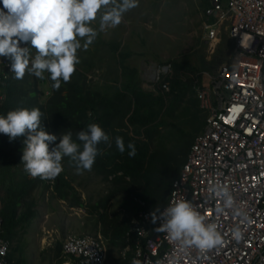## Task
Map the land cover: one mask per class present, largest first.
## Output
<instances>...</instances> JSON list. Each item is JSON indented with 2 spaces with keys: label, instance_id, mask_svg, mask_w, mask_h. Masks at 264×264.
<instances>
[{
  "label": "trees",
  "instance_id": "obj_1",
  "mask_svg": "<svg viewBox=\"0 0 264 264\" xmlns=\"http://www.w3.org/2000/svg\"><path fill=\"white\" fill-rule=\"evenodd\" d=\"M210 6V0L201 1L203 10L206 11ZM95 44L104 47L106 42ZM110 47L115 53L120 45L110 44ZM229 51V46L226 45L219 49V53L211 61L200 57L199 67L187 65L181 56L159 61L160 65L169 66L171 72L162 75L152 91L143 87L138 67L128 64L127 60L132 52L112 57L116 59L115 66L121 69L122 75L113 79V84L108 83L106 86L88 87V72L83 70L87 62H84V55L79 54L80 50L77 53L80 62L76 65V70L68 82L61 81L59 88L53 87L48 73H45L43 79L36 78L34 81L25 76L10 81L8 97L0 105V114L21 107H38L42 112V123L48 131L58 136L67 131H72L75 135L91 123L99 124L109 134L111 146L104 143L98 146L100 154L91 168L96 170L97 177L103 183L110 182L109 187L104 189L105 196L93 204L94 193L88 192L87 199L84 200L82 193L73 187L72 181L75 179L68 170L64 175L57 176L53 191H56L57 199L67 201L71 207L88 210L92 220L95 219L91 225L94 234L98 236L100 233L110 246L119 250L121 256L114 260L115 264L131 263L133 251H127L126 255L124 251L129 243L135 247L138 242L136 232L131 235L128 233L139 213L154 211L158 207L162 210L169 204L173 184L180 177L196 138L204 132L207 125L208 115L201 107L196 86H210L208 74L215 75L222 65L232 60L233 54ZM93 75L96 76L97 73ZM26 81L29 84L25 87ZM104 81L111 82L112 79L105 78ZM45 86L50 89L48 94ZM42 96L46 98L44 101ZM180 116L189 124L195 123L196 131L190 136H183L187 150L175 151L173 130L178 128L175 121ZM117 136L124 139V153L115 145ZM129 142L135 144L134 157L128 155ZM22 150V138L10 141L8 136L0 134V183L7 181L6 189L9 192L7 196L0 195V237L10 244V264L24 262L23 242L16 245L15 236L18 229L21 232L26 225L31 226L34 214L38 216L34 196L26 198V195L29 188L35 189L42 185L40 177L31 179L22 170ZM64 160L72 164L70 168L77 169L69 157ZM5 167L9 170L7 174L3 172ZM50 187L46 185L44 188ZM114 202L119 203L115 209ZM141 202H145V205ZM56 255V258L63 255L61 240L56 242ZM69 259L73 262V259ZM59 261L63 264L67 259L60 258Z\"/></svg>",
  "mask_w": 264,
  "mask_h": 264
},
{
  "label": "built area",
  "instance_id": "obj_2",
  "mask_svg": "<svg viewBox=\"0 0 264 264\" xmlns=\"http://www.w3.org/2000/svg\"><path fill=\"white\" fill-rule=\"evenodd\" d=\"M210 4L204 30L212 39L230 21L234 53L213 76L211 86H196L201 107L209 113L207 125L173 184L169 203L190 200L217 223L225 242L206 253L184 251L165 233L155 231L159 221L152 222L153 210L141 211L128 233L136 232L138 242L135 247L129 243L124 251V255L133 251L131 262L135 258L141 264L157 260L160 264H264V0H210ZM9 68L6 58L0 61V82L9 76ZM214 184L227 188L246 219L234 215L231 208L218 214L223 200L209 192ZM237 224L242 231L238 241L231 235ZM9 252V242L0 237V264H10ZM63 256L74 264H108L104 241L89 235H68Z\"/></svg>",
  "mask_w": 264,
  "mask_h": 264
},
{
  "label": "clouds",
  "instance_id": "obj_3",
  "mask_svg": "<svg viewBox=\"0 0 264 264\" xmlns=\"http://www.w3.org/2000/svg\"><path fill=\"white\" fill-rule=\"evenodd\" d=\"M137 6L138 0H0V61L6 58L10 66L9 76H3L0 82V105L7 99L9 83L14 78L19 80L25 76L34 81L48 73L55 88L60 87L61 81L68 82L80 62L78 50L90 49L89 45L96 41L98 30L92 22L97 16L99 31H103L118 26L123 15ZM41 118L38 107H21L0 114V134L8 136L10 141L23 139L22 170L31 179H42V185L29 188L26 195V198L34 196L37 206L45 191L53 192L57 176L67 170L73 176L78 173L74 181L77 178L79 186L89 177H97L96 170L91 168L100 154L98 146L101 143L111 146L109 134L97 123L88 124L75 135L67 131L58 136L48 131ZM115 145L121 153L125 152L122 137L115 138ZM127 149L130 157L136 155L134 143L129 142ZM66 157L77 169L70 168L72 164L64 160ZM46 185L51 187L46 189ZM209 192L223 200L218 214L231 208L234 215L246 219V213L234 205L226 187L214 184ZM151 215L153 223L159 221L155 231L165 233L170 242L184 251L196 249L206 253L225 242L217 223L210 221L190 200H173L162 210L156 208ZM73 234L95 237L94 233ZM231 235L237 241L242 238L239 224L232 228ZM131 264H141V261L134 258Z\"/></svg>",
  "mask_w": 264,
  "mask_h": 264
},
{
  "label": "rangeland",
  "instance_id": "obj_4",
  "mask_svg": "<svg viewBox=\"0 0 264 264\" xmlns=\"http://www.w3.org/2000/svg\"><path fill=\"white\" fill-rule=\"evenodd\" d=\"M201 1L138 0V6L129 10L127 13L132 19L129 38L139 39H136V41L127 40L120 43L122 46L124 44L126 45V54L132 51L131 48L134 49L135 54L132 55L131 53V58H128L127 62L131 66L138 67L140 76L143 79L142 85L145 89L149 91L154 90V85L159 82L161 76L171 72L169 66H162L159 64V61H167L181 56L180 58L185 59L187 65L199 67L200 57L203 56L208 61H211L219 53V49L226 45L229 46L230 54L234 53V44L229 34L230 21H225L217 36L209 39L207 31L204 30V23L209 21L210 17L201 7ZM144 6L149 9L143 11L141 13L142 16L137 15V9ZM135 18L139 21L144 19V21L134 23ZM94 28H98V26H94ZM137 28L140 29L139 32L141 35L134 33V31H137ZM145 28H147V32ZM132 30L134 31L132 32ZM109 43L113 46L117 45V40L109 41ZM133 43L137 45L138 50L134 47ZM89 46L91 47L90 49H80L79 54L84 55V62H94V64H97L99 71L96 76L93 73H88V87L106 86L108 83L113 84V79L122 74H120L121 69L116 70V59L112 58V56H109V58L105 57L109 55L107 51L112 46L110 47L108 44L104 47L95 46V50L91 45ZM34 54L35 50H33ZM154 68L158 72L161 71L158 76L155 75L156 70ZM105 78L112 79V81H104ZM209 78L211 82L213 74H209ZM27 83L29 84L27 81L24 82L25 87L28 86ZM45 90L47 91L46 94L50 92L48 86H45ZM45 99V96H42V101ZM204 112L209 116L208 111L206 112L204 110ZM175 123L178 125V128L173 130L175 133L173 136V149L175 151L187 150L186 139L183 136L192 135L196 131V125L195 123L189 124L182 116ZM3 172L7 174L9 170L5 167ZM77 174L75 173L74 176H77ZM9 178L8 176L7 179L9 180ZM77 183L76 178L75 184ZM83 185L85 186L82 187ZM109 185L110 182L103 183L100 177H89L78 189L83 194V198L87 199L88 191L84 188L88 186V190L94 192V204L99 198L105 196L104 189L108 188ZM0 186L5 190L6 195H9L6 189L8 182L0 183ZM49 193L45 191L44 196L42 195L43 200L35 207V210L39 212V216L34 214L31 226L28 227L26 225L21 232L18 229V234L15 236L16 245L23 242L22 258L24 262L22 264H61L59 261L60 258L67 259L63 264H74L68 257L63 255L56 258V242L61 240L64 243L66 238L64 235L69 231L80 235L87 233L92 235V233H95L91 228L95 219H89V214L85 208H72L68 203L62 200L52 199V197H49L50 200L47 201ZM118 204L114 202V209ZM19 210L21 211V208ZM75 220L86 223V226L82 228H77V225L72 226ZM73 227L76 229H72ZM93 236L99 237L104 241L107 251V262L108 264H115L114 260L121 256L119 250L110 246V243L100 233L98 236L95 234Z\"/></svg>",
  "mask_w": 264,
  "mask_h": 264
},
{
  "label": "crops",
  "instance_id": "obj_5",
  "mask_svg": "<svg viewBox=\"0 0 264 264\" xmlns=\"http://www.w3.org/2000/svg\"><path fill=\"white\" fill-rule=\"evenodd\" d=\"M174 1H178V2H181V0H174ZM147 9H149V8H145V6L144 7H141V8H138L137 9V15H139V16H142L141 15V13L143 12V11H146ZM129 11H127L124 15H123V18H122V21H121V23L118 25V26H116V27H114V28H106L105 30H103V31H99V16H97V19L96 20H94L93 22H92V26L94 27V26H98V28H96L97 30H98V35H97V37H96V41L94 42V43H92L91 44V46L92 45H95V46H98V45H96L95 43H97V42H102V41H104V42H106V44H108L109 46H110V43H109V41H112V40H117V44H119L120 45V48H119V50L118 51H116L115 53L112 51V49L111 48H109V51H107V54H109V55H107V56H105V57H107V58H109V56H112V57H117V56H120L122 53H123V51L125 50V44L122 46L121 45V43L120 42H124V41H129V40H132V41H136V39L138 40L139 38H136V39H133V38H129V32H130V23H131V21H132V19L127 15V13H128ZM141 21H144V19H141ZM141 21H139L137 18H135V20H134V23H138V22H141ZM148 24V23H147ZM149 25V24H148ZM117 27H120V28H118L117 29ZM149 27H150V25H149ZM134 30H132V32H133ZM140 31V29H138L137 28V31H134V33L137 35V34H139V35H141V33L139 32ZM145 31L147 32V28H145ZM134 34V35H135ZM133 45H134V47L138 50V47H137V45L135 44V43H133ZM99 47V46H98ZM100 47H103V46H100ZM93 49L95 50V47H93ZM131 50L133 51L132 52V55L133 54H135V51H134V49L133 48H131ZM141 53V52H140ZM139 56V55H138ZM146 56H148L147 54H146ZM149 64V63H148ZM147 65V64H146ZM83 70L84 71H86V72H88V73H97L98 71H99V66L97 65V64H94V65H92V63L91 62H87V64L86 65H84V67H83ZM72 185H73V187L75 188V190H78L79 192H81L78 188L80 187L79 186V184H75V181H72ZM88 188V187H87ZM86 188V189H87ZM85 189V190H86ZM88 192H91L90 190H87ZM94 193V192H93ZM0 195H2V196H7L6 195V193H5V190L0 186ZM49 197H52V199H57V193H56V191H53V192H50L49 194H48V197H47V201H49L50 199H49ZM82 197H83V194H82ZM84 199V198H83ZM0 200H1V197H0ZM84 200H86V199H84ZM59 201H61V200H59ZM65 203H68L67 201H65V200H63ZM69 205V204H68ZM70 206V205H69ZM71 207V206H70ZM0 208H1V201H0ZM53 208V207H52ZM72 208H80V207H72ZM86 209V208H85ZM87 210V209H86ZM87 212H88V210H87ZM65 214V213H64ZM89 214V213H88ZM89 219L90 220H92V215L91 214H89ZM74 225H77V228H82V227H85L86 226V223H82V222H79V221H77V220H75V222L73 223V225L72 226H74ZM0 226H1V224H0ZM71 228V227H70ZM72 229H76V228H72ZM74 232H72V231H69L67 234H65L64 236L66 237V236H68L69 234H73Z\"/></svg>",
  "mask_w": 264,
  "mask_h": 264
},
{
  "label": "water",
  "instance_id": "obj_6",
  "mask_svg": "<svg viewBox=\"0 0 264 264\" xmlns=\"http://www.w3.org/2000/svg\"><path fill=\"white\" fill-rule=\"evenodd\" d=\"M154 66L157 67L156 64H154ZM154 69H155V68H154ZM155 70H156V69H155ZM158 73H159L158 70H156V71H155V75L158 76Z\"/></svg>",
  "mask_w": 264,
  "mask_h": 264
}]
</instances>
